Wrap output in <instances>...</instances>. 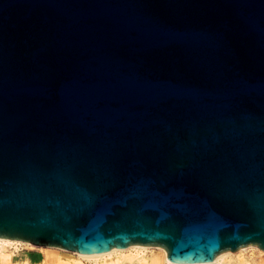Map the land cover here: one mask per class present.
<instances>
[{"label": "water", "instance_id": "95a60500", "mask_svg": "<svg viewBox=\"0 0 264 264\" xmlns=\"http://www.w3.org/2000/svg\"><path fill=\"white\" fill-rule=\"evenodd\" d=\"M0 237L264 251V0H0Z\"/></svg>", "mask_w": 264, "mask_h": 264}, {"label": "bare ground", "instance_id": "6f19581e", "mask_svg": "<svg viewBox=\"0 0 264 264\" xmlns=\"http://www.w3.org/2000/svg\"><path fill=\"white\" fill-rule=\"evenodd\" d=\"M20 246L34 247L25 242L0 239V264H16L12 255ZM35 248L43 252L41 264H180L167 260L166 252L158 247L129 246L92 255L68 253L57 248ZM22 264L33 263L25 261ZM199 264H264V251L249 246L236 252L221 253L213 262Z\"/></svg>", "mask_w": 264, "mask_h": 264}, {"label": "rangeland", "instance_id": "374dc122", "mask_svg": "<svg viewBox=\"0 0 264 264\" xmlns=\"http://www.w3.org/2000/svg\"><path fill=\"white\" fill-rule=\"evenodd\" d=\"M12 257L16 264H22L25 261H29L33 264H41L44 259L42 251L36 249L35 247L28 246H20L17 250L14 251Z\"/></svg>", "mask_w": 264, "mask_h": 264}, {"label": "snow or ice", "instance_id": "6c2138e0", "mask_svg": "<svg viewBox=\"0 0 264 264\" xmlns=\"http://www.w3.org/2000/svg\"><path fill=\"white\" fill-rule=\"evenodd\" d=\"M0 238H3V237H0ZM22 242H29V241H22ZM239 247H245L246 246V244H240V245H238Z\"/></svg>", "mask_w": 264, "mask_h": 264}]
</instances>
